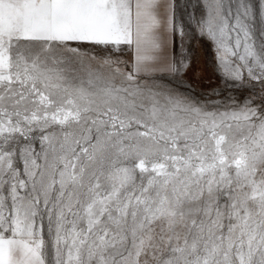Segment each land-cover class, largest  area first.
I'll use <instances>...</instances> for the list:
<instances>
[{"label": "snow or ice", "instance_id": "snow-or-ice-1", "mask_svg": "<svg viewBox=\"0 0 264 264\" xmlns=\"http://www.w3.org/2000/svg\"><path fill=\"white\" fill-rule=\"evenodd\" d=\"M0 264H264V0H0Z\"/></svg>", "mask_w": 264, "mask_h": 264}, {"label": "rangeland", "instance_id": "rangeland-1", "mask_svg": "<svg viewBox=\"0 0 264 264\" xmlns=\"http://www.w3.org/2000/svg\"><path fill=\"white\" fill-rule=\"evenodd\" d=\"M202 55V58H203V54H201ZM211 54H209V56H210Z\"/></svg>", "mask_w": 264, "mask_h": 264}]
</instances>
